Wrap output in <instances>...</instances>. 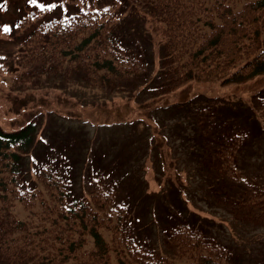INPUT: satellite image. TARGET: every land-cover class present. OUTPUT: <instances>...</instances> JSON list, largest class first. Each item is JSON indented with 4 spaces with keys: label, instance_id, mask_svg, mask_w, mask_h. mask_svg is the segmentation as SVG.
<instances>
[{
    "label": "trees",
    "instance_id": "trees-1",
    "mask_svg": "<svg viewBox=\"0 0 264 264\" xmlns=\"http://www.w3.org/2000/svg\"><path fill=\"white\" fill-rule=\"evenodd\" d=\"M133 2L161 25L160 73L153 80L146 51L129 45L118 31L116 11L83 10L46 19L45 8L38 7L14 24L23 88L45 73L61 72L92 88L151 89L161 97L194 81L245 83L264 75V0ZM25 26L31 29L20 33ZM252 103L257 115L249 118L252 130L238 125L241 117L229 105L208 96L171 112L172 119L186 117L193 126L189 150L208 196L234 219L264 226V192L237 185L251 132L262 129L258 113L264 116V90L252 96ZM43 130L37 116L17 130L0 125V264H174L138 239L132 209L110 172H95L90 188L79 191L80 157L64 161L49 147L38 153L41 157L33 153ZM164 236L188 264H251L237 248L187 220L168 225ZM252 264H264V251Z\"/></svg>",
    "mask_w": 264,
    "mask_h": 264
},
{
    "label": "rangeland",
    "instance_id": "rangeland-1",
    "mask_svg": "<svg viewBox=\"0 0 264 264\" xmlns=\"http://www.w3.org/2000/svg\"><path fill=\"white\" fill-rule=\"evenodd\" d=\"M46 6V19L83 10L116 11L120 34L129 45L145 50L152 62L150 80L160 73L161 25L133 0H0L1 127L17 130L34 116L39 117L44 130L33 153L41 157L38 153L49 147L64 161L80 157L79 191L90 188L95 172H110L109 178L117 181L121 196L132 209L138 239L174 264H188V260L177 257L166 245L164 229L182 220L204 226L252 264L264 251V226L234 219L208 196L207 182L189 150L193 126L184 122L186 117L172 119L171 110L208 96L216 98L220 106L229 105V111L241 117L238 125L252 130L248 127L250 119L257 120L252 96L264 90V75L245 83L194 81L161 97H155L151 89L128 93L92 88L61 72L42 74L39 82L23 88L25 82L17 77L21 70L16 36L20 34L14 24L25 12ZM5 26L10 31H4ZM26 29L31 27L19 31ZM258 114L262 129L251 132L250 149L242 155L237 185L264 192V116ZM30 159L28 167L33 172L36 164ZM16 210L21 217L26 215L22 206Z\"/></svg>",
    "mask_w": 264,
    "mask_h": 264
},
{
    "label": "snow or ice",
    "instance_id": "snow-or-ice-1",
    "mask_svg": "<svg viewBox=\"0 0 264 264\" xmlns=\"http://www.w3.org/2000/svg\"><path fill=\"white\" fill-rule=\"evenodd\" d=\"M32 2L35 3V0H32ZM53 7H55V5H53ZM3 30L4 31H10V29L7 26H5Z\"/></svg>",
    "mask_w": 264,
    "mask_h": 264
}]
</instances>
